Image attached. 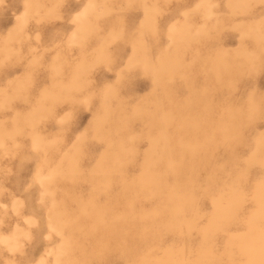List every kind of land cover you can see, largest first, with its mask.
I'll list each match as a JSON object with an SVG mask.
<instances>
[{"label":"rangeland","instance_id":"374dc122","mask_svg":"<svg viewBox=\"0 0 264 264\" xmlns=\"http://www.w3.org/2000/svg\"><path fill=\"white\" fill-rule=\"evenodd\" d=\"M0 264H264V0H0Z\"/></svg>","mask_w":264,"mask_h":264},{"label":"bare ground","instance_id":"6f19581e","mask_svg":"<svg viewBox=\"0 0 264 264\" xmlns=\"http://www.w3.org/2000/svg\"><path fill=\"white\" fill-rule=\"evenodd\" d=\"M17 246V245H16ZM11 247V246H10ZM43 261V260H42ZM159 261V260H158Z\"/></svg>","mask_w":264,"mask_h":264}]
</instances>
